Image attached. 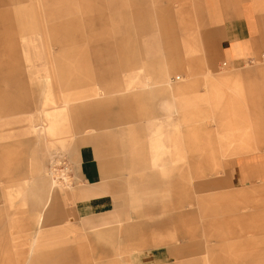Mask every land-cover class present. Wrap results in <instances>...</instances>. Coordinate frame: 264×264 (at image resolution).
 I'll return each instance as SVG.
<instances>
[{
    "label": "rangeland",
    "instance_id": "1",
    "mask_svg": "<svg viewBox=\"0 0 264 264\" xmlns=\"http://www.w3.org/2000/svg\"><path fill=\"white\" fill-rule=\"evenodd\" d=\"M171 1L0 0V264H264V198L232 164L264 149V57L224 66L200 0ZM48 83L74 98L52 128L34 108L52 107ZM91 147L110 211L83 218L75 165ZM50 172L38 224L31 186Z\"/></svg>",
    "mask_w": 264,
    "mask_h": 264
},
{
    "label": "crops",
    "instance_id": "2",
    "mask_svg": "<svg viewBox=\"0 0 264 264\" xmlns=\"http://www.w3.org/2000/svg\"><path fill=\"white\" fill-rule=\"evenodd\" d=\"M171 2V4H174L175 0ZM167 3L170 4L169 2ZM200 3L206 25L205 35L213 41L216 54L218 58L224 61V66L228 65L238 70L244 68L246 64L252 63L254 59L260 56L264 57V0H200ZM216 65L217 63L215 62H209L208 67L215 68ZM137 70L134 69V71ZM151 77L149 76V78ZM154 78L158 79V83H164L167 89L172 88L170 83L172 77H170L168 71L158 70ZM47 87L46 93L48 96L45 98L43 105L45 107L52 104V107L49 109L43 107L38 109L35 106L34 108L44 115L48 128H52L57 124L56 118L60 110L70 107L69 103L74 98L61 93L59 104V101H55L49 91V83ZM138 92L136 94L138 99L148 100L154 97L151 96L153 94ZM93 105L95 108L97 107L95 103L85 104L83 107L84 109L92 110ZM9 106L11 111L20 108L19 105H13L12 102L9 103ZM20 106L28 109V102L20 103ZM91 120L100 123V121H96L94 116H91ZM31 128H35V126H31ZM151 148L152 150L161 151L162 145L155 143ZM114 161L113 163L115 164ZM232 164L235 187L246 186L248 188V197L250 198H264V149L237 156ZM108 165H110V162ZM75 170L76 179L79 180L80 184L75 188L72 197L74 200L76 199L78 210L82 213L81 216L90 218L98 216L101 212H109L110 204L107 198L110 193L107 191V185L103 183L105 178L110 175H108L109 167H102V163L94 157V149L92 147L85 149V151H80ZM37 172L40 173L41 169L38 168ZM212 185L226 187V182L222 179H216ZM25 186V183L17 184L16 194L22 193L26 189ZM56 186L50 174L48 176L44 175V177L39 176L32 183L31 187L37 193L36 198H38L40 203L42 202L41 210L36 212L37 214L35 215L38 224L42 220V212L50 205ZM208 187L209 185H207ZM143 243L146 244L147 240L143 241ZM139 255L137 254L133 261H137ZM146 256L149 255L147 253L141 254L140 259L148 260L149 258H144ZM150 257L152 259L158 258L153 254H150Z\"/></svg>",
    "mask_w": 264,
    "mask_h": 264
},
{
    "label": "bare ground",
    "instance_id": "3",
    "mask_svg": "<svg viewBox=\"0 0 264 264\" xmlns=\"http://www.w3.org/2000/svg\"><path fill=\"white\" fill-rule=\"evenodd\" d=\"M49 174H50V176H51V177L53 176V173H52V172H50ZM54 183L56 184V182H55V181H54Z\"/></svg>",
    "mask_w": 264,
    "mask_h": 264
}]
</instances>
